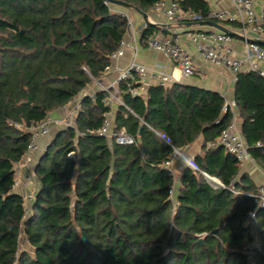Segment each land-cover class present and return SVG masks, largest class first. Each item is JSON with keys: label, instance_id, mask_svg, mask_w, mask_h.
<instances>
[{"label": "trees", "instance_id": "trees-1", "mask_svg": "<svg viewBox=\"0 0 264 264\" xmlns=\"http://www.w3.org/2000/svg\"><path fill=\"white\" fill-rule=\"evenodd\" d=\"M114 1L146 16L160 1L176 2L210 22L206 0ZM113 7L104 0H0V264H264V209L258 199L232 192L255 195L257 187L234 155L207 148L232 121L217 93L174 84L133 96L130 90L141 85L122 83L125 107L117 110L113 134L125 130L137 141L132 146L99 135L106 94L86 96L75 126L58 129L36 165L33 200L13 190L31 127L112 67L129 30ZM158 30L150 26L141 43L148 46ZM234 101L242 135L264 172V79L240 72ZM199 140V171L184 169L175 201L165 162ZM251 213L262 249L251 251L250 261L255 239L245 219ZM22 236L32 253L20 249Z\"/></svg>", "mask_w": 264, "mask_h": 264}, {"label": "built area", "instance_id": "built-area-1", "mask_svg": "<svg viewBox=\"0 0 264 264\" xmlns=\"http://www.w3.org/2000/svg\"><path fill=\"white\" fill-rule=\"evenodd\" d=\"M210 6V22L217 24H228L226 27L236 36L218 31L214 28L210 30L192 29L195 26L204 23L203 18L190 11L184 12L176 2L160 1L154 10L159 11L162 18L167 24H159L158 22L148 19L140 27L139 41L150 26H157L159 30L147 38L148 47L154 51L161 53L167 60L176 65L184 79L194 78L198 75L196 61L190 51V48L185 45V41L189 42L195 48L198 56L205 62L211 65L220 66L234 75V83L237 82V75L242 72H254L264 79V0H206ZM230 3L231 8H222L221 5ZM107 4V3H106ZM108 5V4H107ZM127 18L129 32L133 29V23L126 14H120ZM191 28V29H190ZM188 29V30H187ZM185 30V31H183ZM241 41L242 50L235 47L236 41ZM134 46V45H133ZM129 44L123 40L119 44L118 50L111 56L112 65L124 57ZM134 58L124 68H118L116 71V79L109 84H101L96 81L99 92L105 93L106 98L103 103L108 111L104 116V122L99 135L107 138L115 139V143L121 146L137 145L135 138L130 136L125 130L120 131L116 136L113 134L114 119L112 111L116 107H125L120 98V85L122 83L137 81L143 89H148L152 86L170 87L175 84L174 75L167 74L162 69H148L146 66L137 62L138 44L133 47ZM113 66L107 70L106 74L110 73ZM130 93L133 96H139L138 89H131ZM224 99L223 112L232 115V121L221 137L213 143H208L207 148L213 149L216 147L224 148L228 153L235 156L240 168L246 164L254 163V159L250 153L249 147L242 135L241 129L237 123V105L234 100H230L226 95H222ZM78 111V110H77ZM73 117L71 115L66 120L54 123L51 119L46 122L32 126L30 132L32 139L29 143L27 156L34 153L37 149V141L50 134L54 126L64 129L73 128ZM159 139L167 144H171L170 138L163 133L154 132ZM261 145L258 144L257 147ZM176 159H181L193 171H199L195 163L194 157L184 155L180 149H175L174 154L168 161L165 162V167L173 172V162ZM13 187L17 191L23 184L18 177ZM210 184L214 187H223L222 183L205 175ZM34 180V173L26 177L25 182L31 183ZM215 180V181H213ZM235 196L243 195L254 197L259 201V208L264 209V185L257 187L255 195H249L237 191H232ZM173 196V191H172ZM26 202L30 203L33 200L32 196L25 197ZM28 205V204H27ZM256 214L251 213L245 219V224L252 229L256 226ZM261 251L262 246L260 240L255 241L254 245L248 251L249 260L251 261L253 250ZM252 264V263H250Z\"/></svg>", "mask_w": 264, "mask_h": 264}, {"label": "crops", "instance_id": "crops-1", "mask_svg": "<svg viewBox=\"0 0 264 264\" xmlns=\"http://www.w3.org/2000/svg\"><path fill=\"white\" fill-rule=\"evenodd\" d=\"M222 8H231L230 3H225L221 5ZM112 10L118 14H126L129 19L133 23V29L126 35V42L129 44V47L126 49L124 57H122L118 62L113 64V70L106 74L101 84H109L116 79V67L124 68L126 67L134 58V49L133 47L138 44V54L136 60L138 63L146 66L148 69H162L167 74L174 75L176 82L175 84H180L187 87L199 88L209 92L217 93L222 95H226L230 100H234V89L235 83L233 81L234 75L227 71L225 68L220 66L211 65L210 63L205 62L202 58H200L195 51V48L190 45L189 42L185 41V45L190 48V51L196 61V66L199 70L198 75L194 78L184 79L180 73V71L176 68L173 62L167 60L161 53L150 49L148 46H144L141 41H139L140 36V27L142 24L148 19L154 20L159 24H167L166 20L162 18V15L159 11L152 10L151 13L144 17L143 15L137 13L136 11L130 9H124L121 7L114 6ZM212 27L207 24H200L198 26L193 27L192 29H204L210 30ZM191 29V28H190ZM188 30V29H187ZM185 31V30H183ZM134 45V46H133ZM235 47L240 51L243 49V45L241 41H236ZM140 96L146 97L147 89L139 88ZM99 92V88L97 83H93L90 87H88L81 96L77 97L71 104L62 108L61 110L50 115L49 119H51L54 123L66 120L71 115L73 117V124L75 126L76 117L78 111L80 110V101L82 98L86 96H91L94 98L95 94ZM119 107H116L112 111V117L115 123V116ZM78 110V111H77ZM237 123L241 128L242 121L239 117L238 111ZM20 128V127H19ZM62 127L54 126L52 131L55 132L54 136L49 134L48 136L41 138L37 141V149L33 154L26 156L23 161L18 165L17 172L19 173L18 177L23 182L22 186L16 191L18 194L23 197L26 196H34L38 191V184L34 180L31 183H26L25 179L32 173H34V169L38 164L40 158L45 153L47 146L52 142L55 137L58 129ZM202 141H197L193 146L188 148L180 149V151L188 156L195 157L197 155L202 154ZM73 156V155H72ZM185 168H189L181 159H176L173 162V170L176 173L174 176L175 184L173 188V198L177 201L178 193L181 187L180 179L182 177V173ZM243 174H247L253 183L258 187L259 185H264V172L263 170L254 162L246 164L244 167L240 168ZM256 224V223H255ZM252 234L254 236L255 241L259 239V232L257 230V224L252 229Z\"/></svg>", "mask_w": 264, "mask_h": 264}, {"label": "water", "instance_id": "water-1", "mask_svg": "<svg viewBox=\"0 0 264 264\" xmlns=\"http://www.w3.org/2000/svg\"><path fill=\"white\" fill-rule=\"evenodd\" d=\"M107 4H110V5H113V6H117V7H121V8H124V9H130V7L127 5V4H124V3H121V2H117V1H114V0H104ZM135 11L141 15H143L138 9H135ZM144 17H147L146 15H143ZM207 25L211 26L212 28L218 30V31H221L223 33H226V34H229L230 36H236L234 33H232L231 31H229L226 27L220 25V24H217V23H214V22H209L207 23ZM200 243H202V241H200Z\"/></svg>", "mask_w": 264, "mask_h": 264}, {"label": "rangeland", "instance_id": "rangeland-1", "mask_svg": "<svg viewBox=\"0 0 264 264\" xmlns=\"http://www.w3.org/2000/svg\"><path fill=\"white\" fill-rule=\"evenodd\" d=\"M50 134H51L52 136H54L55 132L52 131V129H51ZM53 139H54V138H53ZM173 174H174V176H176V173H175L174 170H173ZM20 249H21V250H28L30 253L33 252V250L29 247V245H28V243H27V241H26V239H25L24 236H22V237L20 238Z\"/></svg>", "mask_w": 264, "mask_h": 264}, {"label": "bare ground", "instance_id": "bare-ground-1", "mask_svg": "<svg viewBox=\"0 0 264 264\" xmlns=\"http://www.w3.org/2000/svg\"><path fill=\"white\" fill-rule=\"evenodd\" d=\"M213 181H215V180H213Z\"/></svg>", "mask_w": 264, "mask_h": 264}]
</instances>
